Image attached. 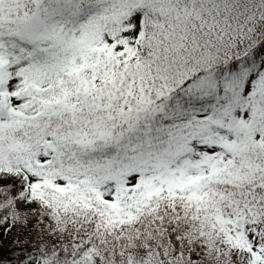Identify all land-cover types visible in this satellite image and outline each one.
<instances>
[{
    "label": "snow or ice",
    "instance_id": "6c2138e0",
    "mask_svg": "<svg viewBox=\"0 0 264 264\" xmlns=\"http://www.w3.org/2000/svg\"><path fill=\"white\" fill-rule=\"evenodd\" d=\"M0 264H264V0H0Z\"/></svg>",
    "mask_w": 264,
    "mask_h": 264
}]
</instances>
